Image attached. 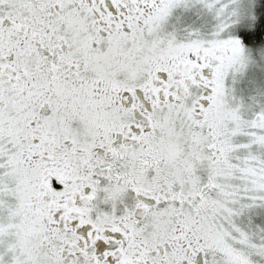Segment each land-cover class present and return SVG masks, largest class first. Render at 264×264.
Wrapping results in <instances>:
<instances>
[{
  "label": "snow or ice",
  "instance_id": "snow-or-ice-1",
  "mask_svg": "<svg viewBox=\"0 0 264 264\" xmlns=\"http://www.w3.org/2000/svg\"><path fill=\"white\" fill-rule=\"evenodd\" d=\"M0 264H264V0H0Z\"/></svg>",
  "mask_w": 264,
  "mask_h": 264
}]
</instances>
